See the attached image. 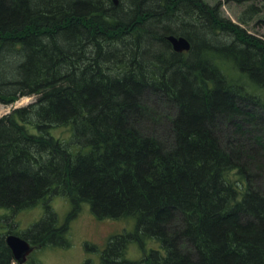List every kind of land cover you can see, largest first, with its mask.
I'll list each match as a JSON object with an SVG mask.
<instances>
[{"label":"trees","instance_id":"obj_1","mask_svg":"<svg viewBox=\"0 0 264 264\" xmlns=\"http://www.w3.org/2000/svg\"><path fill=\"white\" fill-rule=\"evenodd\" d=\"M219 30L232 41H213ZM168 34L191 49L174 51ZM216 55L237 63L236 79ZM22 95L36 100L0 117V264H21L9 233L70 246L53 193L73 213L88 202L98 218H134L101 264H126L132 242L143 264H264V41L217 6L0 0V101ZM39 203L44 217L4 230Z\"/></svg>","mask_w":264,"mask_h":264},{"label":"rangeland","instance_id":"obj_2","mask_svg":"<svg viewBox=\"0 0 264 264\" xmlns=\"http://www.w3.org/2000/svg\"><path fill=\"white\" fill-rule=\"evenodd\" d=\"M204 1L209 6H217L221 16L241 27L246 33L264 41V0ZM125 5H127V1H125ZM215 33L217 36L214 35L213 41L227 43L233 39V36L225 35L220 30ZM208 38L211 39L212 36ZM216 56L218 57V55ZM217 59L221 67L225 69L228 77L237 78L239 76L238 73L240 71L236 62L220 57ZM250 89L254 92L260 91V87L254 82L251 83ZM35 100V95H22L10 103L0 101V117L9 114L16 107L26 106ZM61 130L64 131L63 134H66L68 129L67 127H59L57 133H60ZM49 202L56 212L60 223L68 222L71 244L68 247L50 245L36 247L31 252L27 262L34 260L39 264H101V253L110 238L115 234L132 231L135 227L133 217L121 219L96 217L88 202H80L77 211L73 213V206L76 202L73 205L67 196L59 193H53ZM0 214H3L1 209ZM44 215L45 208L43 203L25 208L17 212L13 219H9L11 223L8 220L9 224L6 225L4 230L15 229L17 232L23 231L44 217ZM146 245V248L149 249L150 246V248H155L160 243L158 240L150 238L147 239ZM125 255L130 259L126 264H143L141 259L143 258L144 250L136 242L128 245Z\"/></svg>","mask_w":264,"mask_h":264},{"label":"water","instance_id":"obj_3","mask_svg":"<svg viewBox=\"0 0 264 264\" xmlns=\"http://www.w3.org/2000/svg\"><path fill=\"white\" fill-rule=\"evenodd\" d=\"M114 2L117 4L118 0H114ZM166 38L176 52L182 53L191 49V41L184 35L168 34ZM6 242L14 259L21 264L26 262L29 254L35 249V246L26 238L15 233H9L6 236Z\"/></svg>","mask_w":264,"mask_h":264},{"label":"flooded vegetation","instance_id":"obj_4","mask_svg":"<svg viewBox=\"0 0 264 264\" xmlns=\"http://www.w3.org/2000/svg\"><path fill=\"white\" fill-rule=\"evenodd\" d=\"M112 1H114V0H112Z\"/></svg>","mask_w":264,"mask_h":264}]
</instances>
